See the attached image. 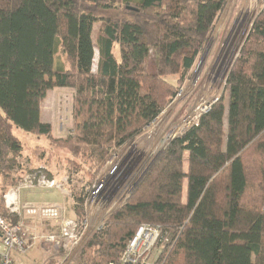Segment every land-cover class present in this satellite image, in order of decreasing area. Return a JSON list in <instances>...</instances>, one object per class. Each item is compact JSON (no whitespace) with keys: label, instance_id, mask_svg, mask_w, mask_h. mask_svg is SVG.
<instances>
[{"label":"trees","instance_id":"16d2710c","mask_svg":"<svg viewBox=\"0 0 264 264\" xmlns=\"http://www.w3.org/2000/svg\"><path fill=\"white\" fill-rule=\"evenodd\" d=\"M226 1L0 0V176L18 166L13 125L50 137L40 104L54 87L74 90L68 149L102 164L118 154L176 96ZM113 7L114 16L97 14ZM58 48L67 68L53 67ZM151 54L155 71L147 72ZM225 89L226 103L215 97L176 134L87 238L81 264L117 263L143 223L162 230L158 256L143 264H264V0Z\"/></svg>","mask_w":264,"mask_h":264},{"label":"rangeland","instance_id":"374dc122","mask_svg":"<svg viewBox=\"0 0 264 264\" xmlns=\"http://www.w3.org/2000/svg\"><path fill=\"white\" fill-rule=\"evenodd\" d=\"M251 1V11H248L241 20L243 9L247 7L243 6L244 0L226 1L215 20L204 50L197 57L188 78L179 87L176 96L164 106L160 115L142 133L138 134L127 147L118 151V154L116 152L111 155L105 163L87 159L82 153L78 151L73 153L68 149L75 148L65 140L72 136L77 122L73 111L72 87L49 89L41 101V120L51 125L50 137L31 133L13 125V133L20 140L22 150L17 158L18 166L8 172L5 178L0 176V212L4 208L7 220L21 224L25 244L23 249L14 252L15 264L83 263L87 254H82V249L87 238L132 194L151 163L169 141L179 134L186 116L192 114L197 105H205L215 97L222 96L226 103V74L238 55L244 37L259 9V0ZM118 9V7L98 9L97 14L104 17L114 16ZM99 26V21L93 25V40ZM117 53L116 48L115 54ZM205 57L207 62L204 65ZM97 59L95 48L93 70ZM57 64L67 68L66 57L60 48L55 55L53 67ZM200 64L204 65L202 70ZM145 66L147 72L155 71L152 54L147 57ZM176 77L168 75L165 79L175 83ZM187 158L188 153L185 152L184 170L187 168ZM39 168H42L40 175L44 179V182L42 179L40 181L50 185V181L46 179H52L55 186L35 185V180L32 183L24 182L16 194L18 209L11 212V207L5 205L4 195L26 175ZM29 184L35 186L29 187ZM183 190L185 191V184ZM70 218L77 219L78 226L84 225L79 219L82 218L86 222L78 244L70 248L54 246L48 239L49 236L58 235L59 226L64 225L63 222ZM71 238L65 240L68 246L72 244ZM160 249L156 246L147 262L152 263Z\"/></svg>","mask_w":264,"mask_h":264},{"label":"built area","instance_id":"2783aa9c","mask_svg":"<svg viewBox=\"0 0 264 264\" xmlns=\"http://www.w3.org/2000/svg\"><path fill=\"white\" fill-rule=\"evenodd\" d=\"M216 100L214 98L212 101ZM211 102H207L205 105H197L194 108L192 114L186 116L183 120L179 133L183 132L191 125H196L199 120V116L206 112ZM42 168L36 169L31 174L26 175L21 181H19L16 186L8 191V194L4 195L6 200V207H11V212H14L18 209L17 206V192L20 188L23 187L24 182H33L36 181L35 185H45L47 187H54L52 184V179H46V181H50L49 184L42 183L40 179L44 182L43 176L40 175ZM31 179V180H30ZM30 185L29 187L35 186ZM10 193H14L15 197L13 200H9L8 196ZM64 225L59 226V234L58 235H50V242L54 243V246L58 247L62 245V248H70L72 246H76L80 240L82 231L85 228L86 222L83 221L84 225L78 226L77 221L73 218L67 219L63 222ZM22 228L21 224L12 223L5 216L0 213V264H15L14 260V252L20 251L24 248L25 241L22 236ZM59 237V238H58ZM69 237L71 238V245H67L65 240ZM162 230L158 225L152 224H141L133 237L128 241L126 248L121 255L119 261L115 264H136V263H148L149 257L154 250V248L158 245V243L162 240ZM112 264V263H111Z\"/></svg>","mask_w":264,"mask_h":264},{"label":"bare ground","instance_id":"6f19581e","mask_svg":"<svg viewBox=\"0 0 264 264\" xmlns=\"http://www.w3.org/2000/svg\"><path fill=\"white\" fill-rule=\"evenodd\" d=\"M250 5H252V1H251V0H244V2H243V6H247V7H246L245 9H243V13H242V15L240 16V20L243 19V18L245 17V15H246V13H247L248 11H251L252 8L250 9ZM10 196H11V198H12L13 196L15 197L14 193H10L9 196H8V199H9V200H13V199H14V197L11 199Z\"/></svg>","mask_w":264,"mask_h":264},{"label":"crops","instance_id":"0c3cea01","mask_svg":"<svg viewBox=\"0 0 264 264\" xmlns=\"http://www.w3.org/2000/svg\"><path fill=\"white\" fill-rule=\"evenodd\" d=\"M201 58H202V57H201ZM206 59H207V57H205V59H204V65H205V63L207 62ZM198 64H199V63H198ZM200 65H201V66H200V69L202 70V69L204 68V65H202V64H200ZM201 70H200V71H201Z\"/></svg>","mask_w":264,"mask_h":264}]
</instances>
